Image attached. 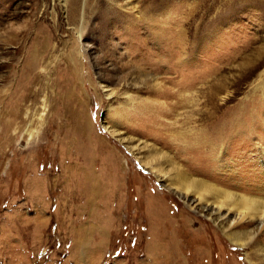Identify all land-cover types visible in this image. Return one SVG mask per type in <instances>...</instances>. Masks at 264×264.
<instances>
[{
	"label": "rangeland",
	"instance_id": "374dc122",
	"mask_svg": "<svg viewBox=\"0 0 264 264\" xmlns=\"http://www.w3.org/2000/svg\"><path fill=\"white\" fill-rule=\"evenodd\" d=\"M46 41L35 99L16 117L29 53ZM68 62L78 81L63 86ZM139 66L158 75L167 110L124 135L144 154L152 144L193 175L264 196V0H0V264H264L107 130L116 92L154 97L150 76L122 89ZM68 91L80 95L72 112ZM81 114L90 131L66 134L62 121Z\"/></svg>",
	"mask_w": 264,
	"mask_h": 264
},
{
	"label": "bare ground",
	"instance_id": "6f19581e",
	"mask_svg": "<svg viewBox=\"0 0 264 264\" xmlns=\"http://www.w3.org/2000/svg\"><path fill=\"white\" fill-rule=\"evenodd\" d=\"M81 34L82 33L80 32V35ZM46 43L47 41L41 44L42 48L39 51L32 50L29 53L30 61L27 67V78L19 85V88L15 94L17 104L19 102V105L15 108L14 115L16 117H19L21 115V102L25 101L29 97L30 99H35L34 94L36 93V90L33 89L34 87L32 88V86H34L33 84L37 81V76H40L41 74L38 71H35L34 68L38 60L47 51ZM77 47L79 49V45H77ZM62 69H64V72L65 74H67V76L61 77L62 79L60 80V85L64 86V83L68 84L69 82L78 81L77 71L79 68L76 63L68 62L67 65ZM135 72L136 73L134 76L132 73V77L130 78L131 82L128 80V77H120L122 81V89L123 87H127V85H129L138 87L139 90L141 87H139V83H137V81L132 82L133 78H142V80L145 81L150 76V79H154V82L152 85L149 84L151 86H147L145 88V91L154 94V97L141 98L131 94L127 90L116 92L114 95V100L122 99V102H119V106H114L116 108H114L112 105L108 107L109 118H107V120L108 122H111L113 120L115 122L110 125L106 123L108 124L106 125L107 130L109 129L108 131L111 133V135L116 136L120 141L124 142L128 149L132 152V154H134V156L142 164V166L144 168H148L150 172H152V174L156 176V178L163 181V186L167 188V190L172 193H176L180 198L183 199V201L189 206V208L200 211L203 215H205V217L212 220L230 242L244 249H249L256 246L258 252L262 253V255L264 256V241L259 242L260 240L256 237L259 232L264 230V196H247L245 194L229 191L228 189L220 187L209 180L193 175L187 170L184 164H179L171 155H165L159 148L155 147L152 144H144L145 147H153V149L148 147V149L146 150L147 153L144 154L143 149L141 150L142 147H139L138 144H136L137 139H134L133 136L124 135L125 132L122 131L121 126L130 127V122L135 119L143 121L142 123H144L145 126L148 124V122H155V120L157 121L155 123L161 124L160 117L164 115L163 113H165L167 110H165V102L161 99L166 94V91L165 89H163V84L158 79V75L152 78V75L146 73L145 68L140 66ZM221 89H223V87L221 86L219 87V89L217 88V90ZM167 92L169 95H173L172 92ZM79 96L80 95H74L71 91L67 92V94L63 97V100L67 101V111H73V108H75V99ZM210 98L211 95H208V100ZM211 99V101H213V98ZM61 102L62 101L60 100V103ZM177 102L179 101L174 102L172 105H177ZM76 103H80L82 105V109L85 110L84 106L87 105L85 98ZM84 110L83 114L85 112ZM124 112L125 115L122 114ZM203 113H205L204 117L202 118L201 114H199V117L197 119H203V121L206 122L213 117L211 115H208V112ZM83 114L79 116H83ZM82 119V123H79V118H77L76 121H68L67 118L64 123L62 121V125H68L69 123L71 127L68 125L65 128L61 126V128H64V132L66 131V134L70 132H82V130H84L85 133L89 132V118L87 119L83 116ZM78 123L81 126L78 125ZM71 143L72 141L70 142V144ZM209 143L210 144L208 146L213 144L212 141H209ZM135 147H138V149H136V152ZM213 147L214 144L212 145V148ZM160 160H163L166 163L165 167L162 166L163 163ZM84 162L87 161L84 160ZM81 177L84 180L90 181L92 180L93 172L91 170L83 171V173H81ZM95 186L96 185L94 184L91 185L92 191L94 190ZM242 225H248L251 228L249 227L248 229H243L241 227V229H238V226ZM245 255L248 258L249 254L247 250Z\"/></svg>",
	"mask_w": 264,
	"mask_h": 264
}]
</instances>
